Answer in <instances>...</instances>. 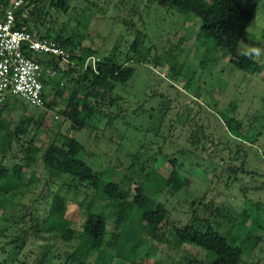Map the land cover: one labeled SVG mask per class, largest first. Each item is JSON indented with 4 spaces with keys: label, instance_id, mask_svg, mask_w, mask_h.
<instances>
[{
    "label": "rangeland",
    "instance_id": "rangeland-1",
    "mask_svg": "<svg viewBox=\"0 0 264 264\" xmlns=\"http://www.w3.org/2000/svg\"><path fill=\"white\" fill-rule=\"evenodd\" d=\"M70 6L66 14L52 9L46 15V21H41L57 32L62 31L65 36H74L84 47L97 50L98 57L116 53L120 61L129 57L134 59L130 65L135 68L136 75L126 86H119L115 91L116 98L123 99L119 103V111L123 113L113 121L110 117H101L93 126L74 131L60 113L65 109L68 90L56 107L36 109L27 104L29 107L23 109L18 106L13 113L0 116V130L14 129L26 118L38 120L44 115L41 133H37L36 122H32L26 135L14 146L12 155L4 161L5 165L11 167L21 163L29 146L45 150L58 137L67 135L85 146L83 159L104 175V181L111 180L127 190L129 186L124 177L138 169L139 163L156 155L155 167L163 176L169 177L173 170L169 159L177 157L175 154L180 151L192 152L178 159V170L189 178L190 185L176 195L166 192L160 199L169 210L170 221L166 229L171 232L175 222L185 224L191 212L196 210L198 216L213 227L219 225L224 233L238 234L239 242L250 238L251 234L259 238L258 247L252 255H244L243 264H264V230H254L251 225L252 221L264 224V208L258 210L256 205L251 208L246 204V200L264 204V0L252 21L244 29L239 28L242 34L240 51L250 46L262 50L256 58L259 70L248 72L237 69L228 58L217 53L209 54L208 60L205 59L208 45L200 37L201 21L194 15L167 11L148 0H70ZM137 31L141 32L144 42L140 53L147 54L149 61L160 56L162 67L152 68L140 63V57L131 51ZM148 48L152 50L149 53ZM178 64L184 65L181 75L171 70ZM189 70L195 75L191 76ZM190 79L194 85L189 91L185 86ZM196 94L204 106L196 120L204 127L209 139L193 145L191 132L183 127L182 121L190 112H198L193 102ZM53 96L51 91L47 102ZM234 104L238 105L234 116L243 123L246 141L236 137L225 123L229 118L228 107ZM116 106L117 103L106 112H116ZM182 110L185 111L183 115L179 114L184 112ZM167 111L170 114L164 120ZM3 133L4 130L0 131V135ZM238 152L241 157L235 162L233 159ZM244 162L246 172L235 179L230 168H241ZM24 174L27 186L14 197L0 192V261L13 259V242L25 232L27 238L17 256V264H37L44 254L49 255V262L61 264L77 241L66 242L58 234L35 237L30 229L32 218H44L49 211L47 200L58 193L68 200L72 229L80 232L87 213L83 208L78 209V203L92 198L95 191L86 187L75 190L61 181L50 188L40 158L30 164ZM32 174L38 180L30 184ZM141 182L137 174L131 185L132 195ZM145 187L149 189L150 184ZM100 202L106 204L104 200ZM211 202L222 209L221 216L210 214ZM245 207L250 208L248 222L239 227ZM169 239L172 242L166 244L149 242L156 257L147 264H174L172 259L181 261L190 255L206 263L205 252ZM95 258L96 255L83 264L92 263ZM114 264L128 263L116 261Z\"/></svg>",
    "mask_w": 264,
    "mask_h": 264
},
{
    "label": "trees",
    "instance_id": "trees-1",
    "mask_svg": "<svg viewBox=\"0 0 264 264\" xmlns=\"http://www.w3.org/2000/svg\"><path fill=\"white\" fill-rule=\"evenodd\" d=\"M14 1L0 0V22L4 20L5 13L12 8ZM148 1L167 11L175 10L180 14L194 15L200 19V37L208 45V50L205 53L206 60H208L207 55L217 53L228 58L229 62L241 71L259 70L256 59L255 61L249 60L242 54L244 51H240L242 34L239 28L244 29L252 21L262 0ZM92 5L95 6V4ZM70 8V0H23V4L15 11V17L18 28L26 29L37 37L58 42L70 53L68 63L62 59L41 60L45 69L52 67L57 71L55 78L44 80L45 99L47 100L51 91L54 92L52 100L46 102L45 107H56L63 100L64 92L68 90L69 95L64 103L65 109L60 110V113L71 123L72 130L83 131L93 126L95 121L101 117H110V120L113 121L123 113L119 111V103L123 99L116 98L115 91L119 86H126L136 75V70L130 65L134 59L129 57L120 61L116 53L98 57L97 50L84 47L74 36H65L62 31L57 32L45 24L46 15H49L52 9L66 14ZM43 19L44 21H41ZM137 32L131 51L140 57V63L143 62L152 68L162 67L160 56L149 61L146 57L147 54L140 53V48L143 47L141 44L144 42L141 41V32ZM151 51V48L147 49V53ZM78 52L80 53L78 54ZM95 56L99 59L95 66L86 65L87 60ZM183 67L184 65H173L171 70L177 75H181ZM189 72L191 76L195 75L194 71L189 70ZM192 81H188L185 86L189 91L194 85ZM199 90L201 92V89ZM194 97L193 102L196 104L195 108L198 112L193 111L183 117L182 125L191 132V143L198 145L201 140L209 139V136L205 134L204 127L197 123L196 119L204 106L200 102L198 94ZM20 100L18 97L0 100V116L4 113H13V110L18 106L23 109L29 107L24 101L21 104ZM116 103L118 105L116 112H106L107 108L111 110ZM237 110V104L228 107L229 118L225 123L229 131L233 132L241 141H246L242 132L243 123L234 116ZM183 113L185 114V111L179 112L182 115ZM167 114L170 112L164 114V120ZM43 118L44 115H40L38 120L26 118L14 129H3V135H0V154L2 156L0 159V192L13 196L21 188L26 187L25 169L39 158L42 161L43 172L49 178L48 186L50 188L53 189L61 181L64 186L73 187L75 190H78L79 187H86L95 191L92 198L78 203V209L83 208L87 213L80 232L72 229V214L68 200L58 193H54L47 200L49 211L44 218L36 216L32 218L30 229L35 237L42 238V234L50 236L58 234L59 238L66 242L77 241L76 247L61 264H83L95 255V261L89 264H114L116 261L128 264H147L149 260L156 257L155 251L148 245L149 242L166 244L172 242L169 237L179 245H192L207 255L206 263L190 255L181 261L172 259L174 264H243L244 255H252L258 247L259 238H255L251 234L250 238L239 242L238 234L232 235L230 232L220 231L219 225L217 228L213 227L205 218H200L196 210L191 212V216L185 224L179 222L178 225L175 222L171 232H168L166 227L170 221L169 210L160 199L166 192L176 195L190 185L189 178L178 170V159L189 154L186 151H180L175 154L177 157L169 159L173 168L169 177L163 176L155 167L156 155L154 158L147 159L146 164L139 163L138 169L132 170L129 177H124L129 186L127 190L111 180L104 181V175L96 172L83 159L86 153L85 146L67 135L58 137L59 139L51 143L45 150L29 146L21 163H14L11 167L5 165L4 161L9 158V155H12L14 146L21 140V136L26 135L32 122H36L37 133H41L40 127ZM0 129H2L1 125ZM239 157H241L240 152L235 155L233 160L236 162ZM244 166L245 162L241 168L235 166L230 168L235 179L240 173L246 172L243 169ZM137 174L140 175L142 182L132 195L131 185L134 184ZM67 178L71 179V183L64 181ZM29 180L30 184H33L38 179L32 174ZM149 184L148 189L145 186H149ZM102 200L106 201V204H102L100 202ZM212 203L209 209L210 214L221 216L222 209L213 206ZM246 204L251 208H253L252 205H256L258 210L264 208L263 203L253 204L246 200ZM249 209L243 208L242 222L239 227H242V223L248 222L247 212L250 211ZM251 225L254 230L257 228L264 230V224L252 221ZM26 234L23 232L20 237H16L14 240L13 259L0 261V264H17V256L25 245ZM169 256L171 258V255ZM49 259V255L44 254L37 264H53L51 261L49 262Z\"/></svg>",
    "mask_w": 264,
    "mask_h": 264
},
{
    "label": "built area",
    "instance_id": "built-area-1",
    "mask_svg": "<svg viewBox=\"0 0 264 264\" xmlns=\"http://www.w3.org/2000/svg\"><path fill=\"white\" fill-rule=\"evenodd\" d=\"M22 4L23 0H15L0 22V100L18 97L32 108L42 109L47 102L44 80L55 78L57 71L45 69L41 60L62 59L68 63L70 53L58 42L18 28L15 11ZM98 61L91 57L86 65L95 66Z\"/></svg>",
    "mask_w": 264,
    "mask_h": 264
},
{
    "label": "clouds",
    "instance_id": "clouds-1",
    "mask_svg": "<svg viewBox=\"0 0 264 264\" xmlns=\"http://www.w3.org/2000/svg\"><path fill=\"white\" fill-rule=\"evenodd\" d=\"M262 53V50L255 46L248 47L242 54L247 57L249 60L255 61Z\"/></svg>",
    "mask_w": 264,
    "mask_h": 264
}]
</instances>
